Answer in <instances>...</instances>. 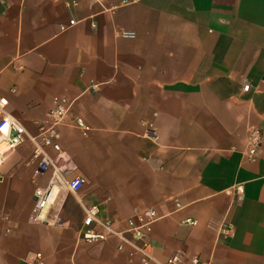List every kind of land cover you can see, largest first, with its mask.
<instances>
[{"label":"crops","instance_id":"crops-1","mask_svg":"<svg viewBox=\"0 0 264 264\" xmlns=\"http://www.w3.org/2000/svg\"><path fill=\"white\" fill-rule=\"evenodd\" d=\"M0 95L30 136L69 100L58 142L84 179L34 220L50 170L29 140L3 156L0 264H140L117 237L81 238L90 206L120 231L153 209L159 263L264 264V0H0Z\"/></svg>","mask_w":264,"mask_h":264},{"label":"built area","instance_id":"built-area-1","mask_svg":"<svg viewBox=\"0 0 264 264\" xmlns=\"http://www.w3.org/2000/svg\"><path fill=\"white\" fill-rule=\"evenodd\" d=\"M74 20L69 22L72 25ZM64 29V27H61ZM249 85L245 84L242 90L247 91ZM8 100L0 95V163L3 156L13 150L19 144L29 140L33 143V150L30 156V161L35 163L38 171L50 170V177L46 186L36 187L34 189V208L33 219L38 221H47L42 216V212L55 203L56 196L59 192L74 193L79 190L84 179L79 176H69L74 168L70 164L69 158L63 155L58 142L59 125L66 122L71 102L64 97H53L52 106L48 111L47 116L50 123L46 126H40L35 136H30L22 126V124L14 117L6 112ZM73 125L82 131H87L88 127L79 117L74 119ZM262 132L257 128H252L249 131V148L247 157L250 160L256 158V153L261 144ZM50 147L56 155L51 157L45 148ZM157 216L153 209L147 208L129 217L126 220L124 230H116L113 227V221L110 219H100L97 217V208L90 206L85 208L80 236L87 242H101L110 237H117L120 240L117 248L122 250L127 247L130 250V255H137L140 264H210L208 261L201 260L197 257H188L185 260L182 252H176L170 255L163 263H159L152 255V244L149 241V235L152 229L153 222ZM51 223H56L52 220ZM185 224L194 225L195 221L187 219ZM231 230V225L225 223L221 227V232L228 233ZM29 264H43L40 253L29 257Z\"/></svg>","mask_w":264,"mask_h":264}]
</instances>
